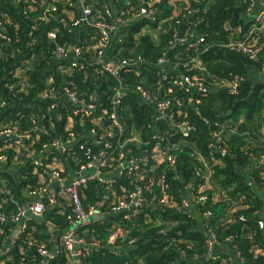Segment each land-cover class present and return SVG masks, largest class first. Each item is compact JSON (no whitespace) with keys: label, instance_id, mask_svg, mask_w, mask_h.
<instances>
[{"label":"trees","instance_id":"1","mask_svg":"<svg viewBox=\"0 0 264 264\" xmlns=\"http://www.w3.org/2000/svg\"><path fill=\"white\" fill-rule=\"evenodd\" d=\"M42 2L31 0L38 7ZM105 4H113L114 16L123 12L126 18L104 53L108 62H130L118 74L96 73L93 46L99 31L87 24L73 26L64 3L45 22L26 15L29 4L23 0H0V131L16 129L10 141L0 135V156L7 157L5 167L0 166L1 211L8 215L16 204L30 201V192L47 183L54 166L73 174L85 160L81 144L100 153L109 142L115 156L123 153L127 161L139 160L137 169H126L113 182L83 187L85 206L105 195L113 201L127 199L142 185L144 199L135 215L123 211L80 227L71 222L70 196H60V204L48 206L43 220L27 223L29 237L26 231L9 244L11 250L1 256L3 264H43L40 242L48 249L58 246L47 264H75L59 240L67 229L88 243H101L90 244L80 264H234L232 256L214 249L224 245L235 249L241 264H264V228L258 223L264 222V31L249 34L255 22L246 18L251 0H92L94 17L105 18ZM142 7L153 17L139 16ZM71 8L79 16L80 9L75 4ZM189 8L193 14L187 13ZM50 30L56 31V41L49 39ZM175 34L202 41L194 47L170 46ZM245 38L262 46L254 59L227 47ZM64 43L82 47L80 66L57 57L55 45ZM163 57L168 61L160 64ZM194 59L201 61V68ZM184 74L197 76L207 91L178 84ZM235 77L241 81L232 92L229 83ZM119 87L122 100L117 106ZM67 88L97 109L65 120L73 105L58 103L56 96L62 97ZM154 99L171 102L172 119L156 118ZM114 110L122 131L110 118ZM171 123H186L191 131L183 134L171 129ZM69 131L75 140L67 144L68 150L63 155L51 150L40 158L43 165L35 166L31 158L43 154V145L65 143ZM24 133L31 137L18 140ZM132 136L135 142L121 145ZM55 157L58 165L48 160ZM165 194L170 202L161 201ZM202 195L205 199L199 200ZM14 226L8 221L1 226V248ZM119 228L124 235L113 251L107 238Z\"/></svg>","mask_w":264,"mask_h":264},{"label":"built area","instance_id":"2","mask_svg":"<svg viewBox=\"0 0 264 264\" xmlns=\"http://www.w3.org/2000/svg\"><path fill=\"white\" fill-rule=\"evenodd\" d=\"M257 0H251L252 6L255 4ZM23 2L29 4V11L25 13L26 15H32L36 21L41 20L45 22H50L52 17L54 16V12L57 11L59 4L62 2L65 4L64 13L68 16L70 21L73 22V26L87 24L89 26H95L99 31L100 38L93 46V52L95 54V62L94 69L96 73L106 72L108 74H118V71L122 66L129 65L130 62L128 60H122L118 62V64H114L112 62L106 61L104 57L105 50H107L113 36L119 30V28L126 24L125 17H123L124 13L121 12L119 16H114V6L104 5L103 10L105 11V18L103 17H94L93 12L90 8L92 4V0H43L40 7L33 6L31 4V0H23ZM76 5L80 9V14L77 16L74 9L71 7ZM194 10L189 8L187 13L193 14ZM177 14V13H176ZM142 15L147 18H152L153 15L150 11H147L146 7H142L139 11V16ZM3 23L0 21V26ZM264 31V7L259 12L255 22L250 27L249 34L251 35L253 32ZM49 39L51 41H56L57 33L55 30H50L47 33ZM4 36V35H3ZM196 37V36H195ZM197 39V37L195 38ZM200 40L194 41L188 40L187 37H178L176 34L174 35V39L169 41L170 46L173 44H187L189 47H194L199 44ZM227 47L230 50H234L237 52H242L248 55L250 58L254 59L258 56V53L262 49V46L257 44L256 41L250 40V38H245L240 41H231L227 44ZM55 53L58 58L61 60H72L70 61V66L78 67L81 65V58L83 55L82 47L79 44L71 45L68 43H64L63 45H55ZM168 60L163 57L159 60L160 64H165ZM193 64H195L196 68H201V61L198 59L192 60ZM185 66H188V63H185ZM262 72H264V62L261 68ZM241 81V77H235V79L229 83L230 90L232 92H236L238 88V84ZM178 84L184 85L186 88H194L199 92H206L207 87L204 83L195 75H182L180 82ZM142 96L144 98H149L148 92L138 87ZM121 90V91H120ZM123 88L119 87L115 93L114 103L118 106L121 102V92ZM49 96V93H47ZM57 97V102L66 100L71 105H73L74 111L71 114H68L65 120L68 122H72L74 116H84L94 112L97 108L95 105L86 104L84 99L75 91L69 88L65 89L62 97ZM152 103L156 106V118L157 119H165V118H173L172 113H170L171 102L169 100H152ZM53 105L49 107V109H53ZM45 116V115H44ZM43 116V117H44ZM110 118L113 121V124L117 126L121 131L123 130L122 125L120 123L119 115L114 110L110 114ZM69 124V123H68ZM174 125L173 129H180L183 134H187L191 131V127L186 123H171ZM170 125V126H171ZM70 129V126H68ZM41 130V128H38ZM172 129V128H171ZM16 129H12L10 127L4 128L0 131V135L6 141H10V139L15 135ZM95 132H93L94 134ZM31 134L24 133L19 135L18 140L22 141L25 139H29ZM75 140V134L72 131H69L68 138L65 143H59L57 141L45 143L42 147L43 154L40 156L46 157L47 153L51 150H55L59 152L61 155L67 151V147L70 142ZM126 142H122L121 145L127 144V142H135L137 139L132 136V138L124 139ZM18 143V142H16ZM97 144H101V142H97ZM105 151H100V153L94 152L90 147H86L85 144H81L79 149L83 152L85 160L78 166L76 171L73 174L66 172V170L62 169V166H54V169L51 170L47 183L41 187V189H35L30 192L29 195L33 197V201L26 203L25 205L16 204L14 210L10 212V214H5L1 211L3 209L4 204L2 205V197H0V228L6 222L18 223L20 220L24 219V223L21 226V231L19 230V235L25 233L27 231V236L31 235L27 230V222L31 220H43L44 214L48 208V206H54L60 204L59 197L68 194L71 199V203L73 205V215L70 216L71 222L80 227H86L89 221L100 215H109L112 213H120L123 211L132 212V215H135L138 211L137 209L141 206V203L144 199L145 189L144 186H138L135 190H133L127 199L113 201L109 200V196L105 195L101 200L97 203L90 204L85 206L83 204V200L81 198V189L93 182H99L100 184H105L106 181L113 182V173L118 171V175L122 174L123 171L128 169L132 171L133 169L138 168L139 160L136 161L134 159L125 160V156L123 153L115 156L113 151H109L110 144L109 142L104 143ZM39 156H33L31 159L35 160V166L43 165L40 161ZM168 159L174 163L172 157H168ZM48 160H52L53 162L60 163V159L58 157L49 158ZM143 164H147V157H144ZM7 162L6 156H0V166L5 167ZM260 163H264V157L260 159ZM109 175H113L110 179H107ZM116 176V175H115ZM161 189L166 187V184L161 181ZM54 190V191H50ZM4 192V188L0 186V195ZM37 196V197H35ZM189 198V197H188ZM205 196L202 195L199 200H204ZM162 202H170V199L166 196H162ZM260 229L264 228L263 220H259ZM17 230L15 228L14 232ZM124 231L122 228H119L116 232L110 234L107 238V245L109 247H115L117 240L123 237ZM17 236V237H18ZM12 236H10L11 238ZM16 237V238H17ZM15 239V238H14ZM60 242L63 248L68 252V255L71 259H73V263L80 264V258L89 248V245L92 246H100L101 243L92 239L91 242H87L84 238H80L76 235L74 230L67 229L62 233L60 237ZM214 242V239H210L211 243ZM11 250L9 243L5 245L3 248L0 247V264H3L1 260V256L6 255ZM37 250L39 254L43 257V264H47L48 259L52 258L51 249H48L45 243H41L37 245ZM242 263V262H241Z\"/></svg>","mask_w":264,"mask_h":264},{"label":"crops","instance_id":"3","mask_svg":"<svg viewBox=\"0 0 264 264\" xmlns=\"http://www.w3.org/2000/svg\"><path fill=\"white\" fill-rule=\"evenodd\" d=\"M263 7H264V0H257L256 2H255V4L252 6V8H251V10H249L250 12H249V14L247 15V19L248 20H254L255 21V19L257 18V16H258V14H259V12L263 9ZM261 73H264V72H262V70H261ZM260 73V74H261ZM38 158H40V155H39V157ZM31 160H34V159H31ZM118 171H116L115 173H113V175L115 176V175H118ZM113 175H109L108 177H107V179H110ZM51 192L52 191H54V190H50ZM28 197L30 198V201H33L34 199H33V197H31V195H28ZM35 197H37V196H35ZM30 201H28V202H30ZM27 202V203H28ZM30 221H28L27 223H29ZM24 223V219H22V220H20L18 223H15V226H14V228H13V231H12V234H11V236H13V233H14V230H15V228H18L19 227V230L21 231V226H22V224ZM62 233H64V231L62 232ZM18 235H19V233H18ZM17 235V236H18ZM62 235V234H61ZM16 236V237H17ZM16 237H14V238H16ZM61 237V236H60ZM14 238H9V240H8V242L7 243H11L13 240H14ZM59 240H60V238H59ZM214 249H216V251L217 252H220L221 254H225L226 255V257H228V258H230L233 254H234V251L233 250H235V249H233V248H231L230 246H228V245H224V246H215V248ZM57 251H58V246L55 244V245H53L52 246V248H51V254H52V256L53 255H55L56 253H57Z\"/></svg>","mask_w":264,"mask_h":264},{"label":"water","instance_id":"4","mask_svg":"<svg viewBox=\"0 0 264 264\" xmlns=\"http://www.w3.org/2000/svg\"><path fill=\"white\" fill-rule=\"evenodd\" d=\"M118 73H119V71H118ZM260 78H261L262 80H264V73H261V74H260ZM170 127L173 129V128H174V125H171ZM187 198H188V196H187ZM18 233H19V227H18L17 230L13 233L12 238L16 237V236L18 235ZM110 249L113 250V251L116 250V249L113 248V247H111ZM119 251H122V250H119ZM233 251H234V254H233L232 257H231L233 263H234V264H241V261H240L239 256L237 255V253L235 252V250H233Z\"/></svg>","mask_w":264,"mask_h":264},{"label":"rangeland","instance_id":"5","mask_svg":"<svg viewBox=\"0 0 264 264\" xmlns=\"http://www.w3.org/2000/svg\"><path fill=\"white\" fill-rule=\"evenodd\" d=\"M114 214H116V213H112V214H109V215H100V214H97V216L95 217V218H101V217H109V216H111V215H114ZM212 240H213V238H211ZM236 252V251H235ZM237 253V252H236Z\"/></svg>","mask_w":264,"mask_h":264}]
</instances>
